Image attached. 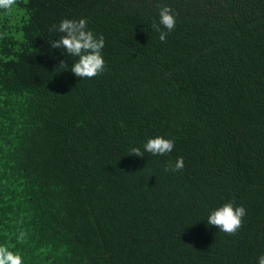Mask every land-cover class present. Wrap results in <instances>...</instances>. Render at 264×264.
Segmentation results:
<instances>
[{"label": "trees", "instance_id": "1", "mask_svg": "<svg viewBox=\"0 0 264 264\" xmlns=\"http://www.w3.org/2000/svg\"><path fill=\"white\" fill-rule=\"evenodd\" d=\"M176 15L159 39L157 5ZM104 71L52 49L64 19ZM166 31V30H165ZM171 153L131 156L149 138ZM183 157L184 168L165 171ZM235 235L207 223L228 202ZM20 231L26 232L18 242ZM0 245L23 264H258L264 255V0H16L0 10Z\"/></svg>", "mask_w": 264, "mask_h": 264}, {"label": "clouds", "instance_id": "2", "mask_svg": "<svg viewBox=\"0 0 264 264\" xmlns=\"http://www.w3.org/2000/svg\"><path fill=\"white\" fill-rule=\"evenodd\" d=\"M16 0H0V10L10 12ZM159 21H153L152 27L159 32V39L164 42L170 32L175 29L176 15L169 6H160ZM87 20L64 19L60 24L53 25L49 31H58L62 35L58 40H49L52 49H61L68 56L78 58V60L68 68L67 61H61L58 69L70 70L79 79L94 78L101 74L105 68V61L102 56V49L105 47L103 36L97 38L91 30L87 28ZM166 30V31H165ZM175 142L162 136L149 138L143 145V151L139 147L130 149L131 156L143 157L144 153H151L154 156H164L171 153L174 149ZM184 168L183 157L177 158L172 164L169 162L165 166V171H180ZM235 202H228L212 210L208 217L207 223L210 226L217 227L221 232L227 235H235L242 227L243 218L247 211L243 206H234ZM26 232L20 231L17 237L18 242H24ZM0 264H23V258L19 253L10 251L7 245H0ZM258 264H264V255L258 258Z\"/></svg>", "mask_w": 264, "mask_h": 264}]
</instances>
